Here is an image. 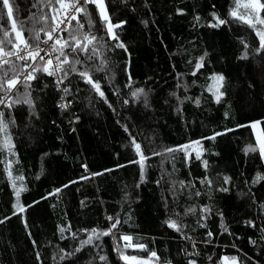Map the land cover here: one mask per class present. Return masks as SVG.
I'll list each match as a JSON object with an SVG mask.
<instances>
[{
	"label": "trees",
	"instance_id": "1",
	"mask_svg": "<svg viewBox=\"0 0 264 264\" xmlns=\"http://www.w3.org/2000/svg\"><path fill=\"white\" fill-rule=\"evenodd\" d=\"M105 3L113 23L125 22L116 31L127 51L105 37L108 47L102 57L89 61L80 54L84 63L77 67L92 69L107 102L79 75L71 74L62 85L70 90L66 95L70 105L62 110L56 85L41 72L40 79L32 82L34 109L26 104L0 107L6 120H15V124L9 123L14 155L0 151V219L12 215L15 201L4 170L8 161L13 176L24 177L17 181V186L22 183L26 189L21 203L32 205L0 224V264H125L117 248L140 258L156 251L172 264H187L189 259L196 264H224L225 256L238 257V264H264V180L254 183L257 174L264 176V162L258 152L245 155L244 148L253 144L252 130L238 127L260 121L259 131H264V54L255 51L259 44L255 32L229 15L235 7L233 0ZM16 4V15L29 28L33 13L37 18L52 15L37 0H16ZM89 11L97 21L96 34L105 36L95 6L89 5ZM212 13L228 23L211 27L215 23ZM0 17V24L10 29L6 11ZM35 26L50 27L51 20L48 25ZM67 36L64 32L62 37ZM44 38L41 33V40ZM241 41L249 47L245 49ZM245 52L248 59H239ZM201 57L203 66L197 70ZM101 59L107 60L106 68L95 71ZM13 62L18 67L23 63ZM214 74L225 77L221 103L208 91ZM136 89H144L147 105L144 95L132 96ZM19 91L23 93L22 86ZM214 133L223 135L206 139ZM131 137L150 157L145 161L143 182L139 165L129 163L138 159ZM190 144L202 152L200 160L191 150L152 155L153 151ZM225 176L230 177L227 184ZM180 181L185 182L183 188ZM57 188L60 193L49 195ZM205 206L211 211L202 213ZM190 207L196 208L195 214L185 215ZM109 216L121 220L111 235L93 239L80 252L59 259L88 238L83 229L107 230ZM169 218L183 225L180 232L167 227ZM58 226L65 229L63 234ZM124 235L132 241H124ZM129 243L144 244L147 251L126 247ZM100 256L106 260L101 261Z\"/></svg>",
	"mask_w": 264,
	"mask_h": 264
},
{
	"label": "snow or ice",
	"instance_id": "2",
	"mask_svg": "<svg viewBox=\"0 0 264 264\" xmlns=\"http://www.w3.org/2000/svg\"><path fill=\"white\" fill-rule=\"evenodd\" d=\"M235 7L230 9L229 15L242 23L248 25L256 34L259 44L255 49L256 53L264 54V0H233ZM37 3H43L46 7L49 8L52 13L51 16L46 14H41L39 18L36 17V14L33 13L29 17V20L33 21V26L31 28L26 27L25 21L19 19L16 15L18 12V5L16 0H0V13L6 11L7 21L10 24V29L3 27L0 24V32L3 33V38H0V106L3 108L11 109L14 105L26 104L30 109H34V102L31 98V89L32 82L40 79L38 73H44L46 76L55 77V84L57 89L63 91L66 95L70 94V90L67 87L61 88V85L64 84L65 80L69 78L71 74H77L79 77L88 85L91 86L92 90L95 91L101 99H107L104 92L101 90L100 83L98 80H95L92 76V69L84 67L82 70L77 67V65H83L84 61L79 58L80 54H84L85 58L89 61L96 58H100L103 55V49L107 48L108 45L105 42V37L107 40L115 41V47L121 48L127 51L125 44L119 40V34L116 31L120 29L124 21L119 23H113L112 17L109 15L108 7L105 3V0H37ZM58 5L59 7H56ZM89 5H94L99 16V24L105 36H98L96 34V24L97 21L93 18L92 13L89 11ZM36 4H33V7H36ZM243 9V11H241ZM182 14V12H181ZM83 18V19H81ZM212 18L215 23L210 24L211 27H219L228 23L225 19L220 18L216 13H212ZM200 18L197 16L196 20ZM2 20V17H0ZM49 20H51V26L45 27L41 26L39 29L35 25H48ZM87 22V26L83 21ZM72 21H75V25L72 24ZM147 23L146 21L144 22ZM65 25V27H61ZM25 32H28L30 35L25 36ZM67 32V38L61 37L59 33ZM41 33H44L46 39L41 40ZM14 34V37L13 35ZM51 42V43H50ZM41 43L47 45V48H41ZM244 48L247 49L249 45L241 41ZM11 46L10 48L8 46ZM43 53V55L41 54ZM15 57L16 61L23 62L19 67L11 59ZM239 59H248L247 52L243 53ZM203 57L200 58V61H197L195 67L199 70L203 64ZM107 65L106 59H101L100 64L95 67V71H104ZM11 73V75H10ZM193 75L196 72L192 73ZM210 79L213 81L212 85H209L208 91L212 94L216 103H221L225 93L222 91L224 87L225 77L221 74H214ZM131 80V77H129ZM23 87V93H20L19 88ZM130 86V85H129ZM45 87H48L45 84ZM141 95L145 96V104L147 105L146 93L144 89H136L132 92L134 98H139ZM175 95V93H173ZM63 100V97H61ZM128 103V101H125ZM200 101L196 100V104L199 105ZM69 105L65 103H60L59 107L61 109H66ZM179 110V109H178ZM227 115V114H226ZM9 123L15 124V120L8 121L5 119V112L0 109V151H6L12 153L14 145L12 143V137L9 133ZM260 121L252 122L249 125H239L238 127H251L256 129L260 124ZM125 131H128L125 128ZM228 131H232L229 129ZM223 135V133H214L213 136L207 137L206 139L214 140L216 136ZM195 144H200V141L194 142ZM131 144L134 148L136 156L138 159L131 160L129 163L138 164L140 167V179L141 182L145 179V161L150 157L144 154L142 146L138 143L135 137H131ZM190 145L180 146V148H165L163 152L153 151V156H162L165 153H173L175 151L184 150L186 151ZM259 152V155L262 160H264V131H261L256 137L255 145H247L244 148L245 155L250 152ZM202 157V152L197 151L195 158L200 160ZM187 158V152H186ZM124 165H119L118 167H123ZM204 166L207 167V161H204ZM85 171H87V166L85 165ZM5 173L13 188V195L15 198L14 203L12 204L13 212L11 216H4L0 219V224L5 223V221L10 220L12 216L22 215L27 208L32 205H23L21 203V194L26 191L23 184L17 186V181H23V176H13L12 172V162L8 161L5 165ZM105 171H112L111 169H106ZM103 173H93L91 175H102ZM89 177H81L82 180H86ZM264 180V176L257 174L254 178V183ZM230 181V177H224V183L227 184ZM204 183L205 181H201ZM70 183H76V181H71ZM173 182V187H175ZM210 185L211 181H207ZM179 185L181 188L185 186L184 181H180ZM68 187V185H64ZM221 191L227 192V188H221ZM61 192V189L57 188L53 193L49 195H56ZM196 196L200 195V192L195 193ZM44 197L43 199H46ZM39 203L38 201H34ZM83 203V202H82ZM264 207V205H262ZM202 213L210 212L211 209L208 207H203L200 209ZM196 208L190 207L186 209L185 215L195 214ZM204 216H201V219H204ZM110 222V227L107 230H99L97 228H92L90 231L83 229L88 233V238L80 242V247L76 248L73 253H66L59 257L60 260H65L66 257L74 255L76 252H80L81 249L86 245H91L93 239H100L102 236H109L112 234L113 230L121 223L119 218H113L111 216L107 217ZM221 219H223L221 214ZM168 228L180 232L183 228L177 220L169 218L165 221ZM246 223L252 227H255V224L252 221H246ZM25 229L28 228V224L25 221ZM200 227H205L204 224H200ZM221 227L225 232L228 231L227 227L221 223ZM58 230L61 234L64 233L65 229L58 226ZM264 231V230H262ZM29 235H31L29 233ZM207 235L211 237L212 232H208ZM75 237V233H73ZM63 238V237H62ZM191 239L190 237H186ZM124 241H132V237L128 235L122 236ZM250 243L255 244L256 241L250 240ZM35 246V241H33ZM126 247L139 248L140 250L147 251L146 245L144 244H127ZM195 247V244H193ZM121 260L125 261V264H172L171 260H163L156 251H149L147 258H140L136 256H127L119 248L116 249ZM63 252V249H61ZM188 255H198V253H188ZM37 260H40V254L37 253ZM56 257L54 256L53 259ZM101 261H105V256H100ZM224 264H238L239 258L236 256L232 257H223ZM187 264H196L194 259H189Z\"/></svg>",
	"mask_w": 264,
	"mask_h": 264
},
{
	"label": "built area",
	"instance_id": "3",
	"mask_svg": "<svg viewBox=\"0 0 264 264\" xmlns=\"http://www.w3.org/2000/svg\"><path fill=\"white\" fill-rule=\"evenodd\" d=\"M61 27H65V25H61ZM63 33L64 32H61V33H59V35L62 37L63 36ZM44 39H46V36H45V38ZM43 39V40H44ZM51 43V42H50ZM41 48H47L48 46L47 45H44L43 43H41ZM42 55H43V53H41ZM12 60H15V57H12L11 58ZM18 62H20V61H18ZM52 78V80H53V82H54V84H55V77H51ZM56 85V84H55ZM61 88H63L62 86H61ZM58 92L60 93V95H61V97H63V100L61 99V102L60 103H65V104H68V105H70V102L67 100V98H66V94L63 92V91H61V90H59L58 89ZM69 107V106H68ZM67 107V108H68ZM66 108V109H67ZM62 110H64V109H62Z\"/></svg>",
	"mask_w": 264,
	"mask_h": 264
},
{
	"label": "rangeland",
	"instance_id": "4",
	"mask_svg": "<svg viewBox=\"0 0 264 264\" xmlns=\"http://www.w3.org/2000/svg\"><path fill=\"white\" fill-rule=\"evenodd\" d=\"M251 130H252V135H253V144L252 145H255L256 144V137L260 133L259 127H257L256 129L251 128ZM187 150H191L193 152H196L195 150H197V146L195 144H190V147ZM256 152H258V151H256ZM258 154H259V152H258ZM262 161L264 162V160H262Z\"/></svg>",
	"mask_w": 264,
	"mask_h": 264
},
{
	"label": "bare ground",
	"instance_id": "5",
	"mask_svg": "<svg viewBox=\"0 0 264 264\" xmlns=\"http://www.w3.org/2000/svg\"><path fill=\"white\" fill-rule=\"evenodd\" d=\"M62 86V85H61ZM1 107V106H0Z\"/></svg>",
	"mask_w": 264,
	"mask_h": 264
}]
</instances>
